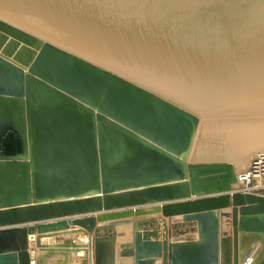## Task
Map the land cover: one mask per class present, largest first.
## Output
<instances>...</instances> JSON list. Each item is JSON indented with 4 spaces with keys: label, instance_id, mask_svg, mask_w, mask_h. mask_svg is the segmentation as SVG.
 Masks as SVG:
<instances>
[{
    "label": "water",
    "instance_id": "obj_1",
    "mask_svg": "<svg viewBox=\"0 0 264 264\" xmlns=\"http://www.w3.org/2000/svg\"><path fill=\"white\" fill-rule=\"evenodd\" d=\"M252 153L264 0H0V264H40L28 236L81 264H223L232 237L264 264V196L234 189ZM156 216L197 239H146Z\"/></svg>",
    "mask_w": 264,
    "mask_h": 264
},
{
    "label": "rangeland",
    "instance_id": "obj_2",
    "mask_svg": "<svg viewBox=\"0 0 264 264\" xmlns=\"http://www.w3.org/2000/svg\"><path fill=\"white\" fill-rule=\"evenodd\" d=\"M133 81H135V80H133ZM144 87H146V86H144ZM152 91H154V90H152ZM154 92H156V91H154ZM156 93H158V92H156ZM158 94H160V93H158ZM160 95H162V94H160ZM162 96H164V95H162ZM164 97H166V96H164ZM166 98H168V97H166ZM168 99L171 100L170 98H168ZM171 101H173V100H171ZM173 102H175V101H173ZM175 103H177V102H175ZM177 104H179V103H177ZM179 105H181V104H179ZM181 106H183V105H181ZM183 107H185V106H183ZM190 111H192V110H190ZM192 112H194V111H192ZM194 113L197 114L198 116H200L198 113H196V112H194ZM200 118H201V116H200ZM258 155H260V153H252V154H250V163H252L251 162L252 159L255 158ZM240 173L242 174L243 171L242 172L240 171ZM240 173H238V174H240ZM262 178H264V176ZM243 184H244V186H243ZM260 185H261L262 189L259 188V191H257L256 193H253V194H256V195H259V196H264V179H263V182ZM241 188L242 189L245 188V183H243V182L241 183V181H239V186H238V188L236 190L239 191V192H242ZM165 223H166V231H168V233H170V237H171L170 239H172L173 242H183V241H190V240H196L197 239L196 228L193 229L194 227L192 225L184 224L182 222H173L172 225L169 227V226H167V222H165ZM161 224H162V222H160L157 218H150L145 223H140L139 227L140 226H144L145 228H147L148 233L146 235H147L148 239L150 238V239H161L162 240V238H164L165 233H164V229H163ZM222 248H223V264H232L233 263L232 237H224V239L222 241ZM256 249H257V247H256ZM256 249H254V250H256ZM32 257H33V255H32ZM65 261H68L67 258H65L62 262L64 263ZM255 262H256V258H252V264H255ZM74 263H79V262L77 260H74Z\"/></svg>",
    "mask_w": 264,
    "mask_h": 264
},
{
    "label": "crops",
    "instance_id": "obj_3",
    "mask_svg": "<svg viewBox=\"0 0 264 264\" xmlns=\"http://www.w3.org/2000/svg\"><path fill=\"white\" fill-rule=\"evenodd\" d=\"M238 173H240V172H238ZM153 218H157L162 223L167 222V220L164 219L162 216H156V217H153ZM123 221H127V220H123ZM121 222L122 221L98 223L96 225V227H104V226H107V225H113V224H117V223H121ZM173 222H180V221L178 219L177 220L175 219V220H173ZM190 225H192L194 227L193 229L196 228L195 224H190ZM140 227L142 229H144V231H143L144 237L146 239H148L147 235H146L148 233L147 228H145L144 226H140ZM120 228L117 229L118 232L129 231V228H127V227L126 228H121V229ZM35 237L36 236H28V238L31 241L29 247H30V251H33L32 252L33 259L36 258V257L38 258L40 256V254H41L40 264H81L80 262L79 263H74L75 258L86 257L85 253H83L82 256H79L80 254L76 255L75 253L74 254L72 253V254H69V255L63 254V253H49V254L39 253V251L37 249H35V246H34V243H33ZM81 238L87 239V235H84V234L67 235V236H60V237H55V238L42 239L41 241H42L43 244H48V245H51V244L53 245V244H57V243H71V244L72 243H77V242L86 243V242L82 241ZM120 239H122V238H118V240H117V246L120 243H124V242L130 241V235H129V238L126 241H121ZM151 240H161V239H151ZM244 252H245V249L243 248L242 249V255L244 254ZM65 258H67L68 261H65L63 263L62 261ZM116 264H131V259L119 260L118 263L116 262Z\"/></svg>",
    "mask_w": 264,
    "mask_h": 264
},
{
    "label": "bare ground",
    "instance_id": "obj_4",
    "mask_svg": "<svg viewBox=\"0 0 264 264\" xmlns=\"http://www.w3.org/2000/svg\"><path fill=\"white\" fill-rule=\"evenodd\" d=\"M196 140V139H195ZM195 143V142H194ZM194 147V146H193ZM193 150V149H192ZM255 159V158H254ZM252 162V161H251ZM252 164V163H251ZM251 169V165H250V167L249 168H247L245 171H243V173L241 174H238V180L239 181H241V183L243 182V183H245V188L246 189H248L249 187H250V185L252 184V189H256V190H258L259 188H261V183L263 182V179L264 178H262V177H260V176H257V175H255L254 174V172H252V170H250ZM242 172V171H241ZM237 180V184L234 186V189H237L238 188V186H239V181ZM249 183V184H248ZM263 185V184H262ZM243 186H244V184H243ZM257 186V187H256ZM250 188V189H251ZM237 191V190H236ZM249 192V191H248ZM251 193V192H250ZM121 228H126V227H121ZM120 228V229H121ZM127 228H129V231H121L122 233H124L125 234V237L124 238H122V239H120L121 241H126L128 238H129V235H130V238H131V230H130V227H127ZM164 233H165V231H164ZM168 236H170V233L168 234ZM171 238V237H170ZM250 238H248V237H242V242H241V246L244 248V246L245 245H247L248 244V242H247V240H249ZM81 240L82 241H84V242H86L87 241V239H83V238H81ZM172 240V239H171ZM245 241V242H244ZM79 243V242H78ZM245 243V244H244ZM257 247V246H256ZM256 249V248H255ZM256 251V250H255ZM83 253L84 252H81V253H78V254H80L79 256H82L83 255ZM260 254H261V252H260ZM77 255V254H76ZM85 256L86 257H78V258H75V260H77L78 261V259H80V260H86L87 259V254L85 253ZM252 258H254L253 256H250L249 258H247V259H245V260H243V261H241V264H252L251 262V259ZM72 261V260H71ZM70 261V262H71ZM33 264H34V262H33Z\"/></svg>",
    "mask_w": 264,
    "mask_h": 264
},
{
    "label": "built area",
    "instance_id": "obj_5",
    "mask_svg": "<svg viewBox=\"0 0 264 264\" xmlns=\"http://www.w3.org/2000/svg\"><path fill=\"white\" fill-rule=\"evenodd\" d=\"M250 170H252V172H254V174L257 176H260V177L264 176V155H258L255 157V159L254 158L252 159V164H251ZM251 187H252V184L250 185V187L248 189H246V188L242 189L241 188L242 189L241 191L244 193H250V192L256 193L257 191H259V189L256 190V189H252ZM260 189H262V187ZM251 261H252V259H251Z\"/></svg>",
    "mask_w": 264,
    "mask_h": 264
}]
</instances>
